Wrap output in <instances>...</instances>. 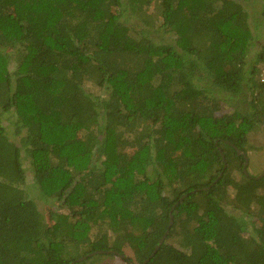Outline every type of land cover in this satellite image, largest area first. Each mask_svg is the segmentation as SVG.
<instances>
[{
    "label": "trees",
    "instance_id": "1",
    "mask_svg": "<svg viewBox=\"0 0 264 264\" xmlns=\"http://www.w3.org/2000/svg\"><path fill=\"white\" fill-rule=\"evenodd\" d=\"M263 64L264 0H0V264H264Z\"/></svg>",
    "mask_w": 264,
    "mask_h": 264
},
{
    "label": "rangeland",
    "instance_id": "2",
    "mask_svg": "<svg viewBox=\"0 0 264 264\" xmlns=\"http://www.w3.org/2000/svg\"><path fill=\"white\" fill-rule=\"evenodd\" d=\"M257 7H260V5L258 4ZM16 67H17V63L14 60L11 62L10 68H11V70H14ZM89 89L93 90L92 84H89ZM97 94H101V91ZM234 106L235 105L226 104L224 106L225 109L223 111L228 112L230 110H233ZM5 123L8 124V121L5 120ZM10 136L12 138L14 137L13 132L10 133ZM248 157H249V167H248L249 174L252 177H258L262 173H264V123H261L260 126H258L257 129L249 135ZM26 159H27L26 160L27 163L25 164V167H26V169H28V176H29L28 183H31L33 171L31 170L29 158L26 157ZM233 177L236 179L240 178V176L238 175L237 172L233 173ZM39 207H40V210L42 211V213L44 214V216L47 217L49 215L50 210H52L53 205L51 203L46 204L43 201H40ZM62 211H64V210H62ZM125 251H126V255H128L129 257H133V252L128 246L125 247ZM101 262L102 261L94 262V264H100ZM102 264H126V263L118 261V259H116V258H105L104 263H102Z\"/></svg>",
    "mask_w": 264,
    "mask_h": 264
},
{
    "label": "water",
    "instance_id": "3",
    "mask_svg": "<svg viewBox=\"0 0 264 264\" xmlns=\"http://www.w3.org/2000/svg\"><path fill=\"white\" fill-rule=\"evenodd\" d=\"M227 143L231 144L230 142H227ZM216 145L218 146V145H219V142H216ZM231 145H232V144H231ZM233 147L237 150L239 156H243V157L245 158V165H244L243 171H244V173H245L246 176H250V174H249V172H248V167H249V157L247 156V154H246L245 152L241 151V150L238 149L236 146L233 145ZM220 153H221V155H222V157H223V160L225 161V160H226V157H225V155H224V153H223V151H222L221 149H220ZM226 169H227V163L225 162L224 171H225ZM222 176H223V173L219 176V178L215 181V183H217V182L222 178ZM263 177H264V173H262L260 176L256 177V179H261V178H263ZM208 189H209V188H205V189H203V190H208ZM174 209H175V207H174V208L172 209V211H171V223H170V228L173 226V219H174V217H173L172 214H173ZM167 236H168V232L165 234V236H164L163 239L161 240V242H160L159 246L157 247L156 251H155V252L151 255V257H150L147 261H145L143 264H147V262H148L149 260H151L153 256L156 255V253H157L158 250L160 249L161 245H162V244L164 243V241L166 240ZM97 253H101V252H96V253L89 254L88 256H85V257L79 259L78 262L84 261V260H86L88 257H93V256H95ZM121 258L125 259L126 257H125L124 255H121ZM73 264H75V263H73ZM131 264H135V263L132 262Z\"/></svg>",
    "mask_w": 264,
    "mask_h": 264
},
{
    "label": "built area",
    "instance_id": "4",
    "mask_svg": "<svg viewBox=\"0 0 264 264\" xmlns=\"http://www.w3.org/2000/svg\"><path fill=\"white\" fill-rule=\"evenodd\" d=\"M260 81H261V83H264V64H263L262 69H261Z\"/></svg>",
    "mask_w": 264,
    "mask_h": 264
}]
</instances>
